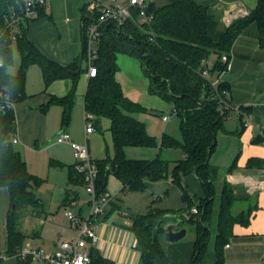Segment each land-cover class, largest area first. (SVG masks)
Returning a JSON list of instances; mask_svg holds the SVG:
<instances>
[{"label":"trees","instance_id":"1","mask_svg":"<svg viewBox=\"0 0 264 264\" xmlns=\"http://www.w3.org/2000/svg\"><path fill=\"white\" fill-rule=\"evenodd\" d=\"M16 0H0V16L9 12ZM88 1L82 6L84 33V61L87 57L86 32L95 19L96 12L88 8ZM153 15L150 25L142 24L138 11L122 26L109 22L102 27L97 42L98 57L95 60L97 74L90 76L85 93V111L93 116L94 127H101L102 119L110 120L113 154L108 146L105 155L93 158L98 168L96 189L98 194L106 191L110 174H114L128 191H143L148 181H159L172 175L175 183L182 188L186 209H151L134 216L130 229L138 240L141 264H156V259L164 253L161 237L164 224L168 220L180 219V226H195V251L192 264H202L209 249V241L216 228L213 249L216 253L214 264H224V247L233 235L236 223L248 224L251 220L252 206L235 211L237 200L241 198L234 186L223 176L233 172L237 160L226 168L213 165L211 156L218 143V133L224 129V123L231 109L222 108L218 98L213 96L212 87L207 78L201 75L208 67L212 54L216 55L211 73L222 68L220 58L230 53L237 37L251 23L258 29L259 43L264 47V0H258L256 8L243 17L224 22L221 16L210 6L197 0H169L162 6L150 2L147 10ZM47 16L43 7H38L37 17ZM36 17V18H37ZM31 19L30 21L34 20ZM28 37V28L24 27L17 46L21 55V65L16 74H10L8 67L13 63V50L3 46L2 54L5 67L1 70L2 81L10 87L13 96L20 102L27 97L25 86L29 67L39 64L45 86L57 79L70 78L72 85L64 96L52 95L49 102L41 106L44 112L53 105L62 106V126L69 125L75 103L78 81L83 72L76 71L80 55L71 64H63L46 55ZM126 53L136 57L150 79L151 91L171 102L180 118L182 139L164 134L161 141L151 135L145 122L136 119L132 112L147 111L140 103L130 99L123 91L117 78L120 69L118 54ZM219 89L228 90L225 82ZM230 93V92H229ZM228 98V97H227ZM230 103V102H229ZM224 110L222 112V109ZM240 121L243 113H249L247 107L240 106ZM17 133V118L14 110L0 114V189L7 187L10 195V209L7 217L9 247L8 256L15 255L25 244L26 234L20 228L23 210L31 206L43 208V201L36 195L35 188L43 178L31 173L22 153L12 142ZM259 135L255 142H262ZM127 146L158 147L159 152L153 159H131L125 153ZM176 149L183 158L172 161L164 156V151ZM172 162H175L171 168ZM62 165L51 160V164ZM247 168H264V158L252 157ZM71 182L83 184V178L74 165H69ZM194 172L203 183L206 196L195 206L197 214L189 219L184 216L194 203L187 189L181 184L180 174ZM222 180L221 187L219 182ZM218 197V200H217ZM245 198L248 196H244ZM112 211V210H110ZM107 211L105 217L109 215ZM172 218V219H171ZM89 264H114L103 257L98 249L90 250ZM2 262V261H1ZM28 260L25 264H31ZM3 264V263H0Z\"/></svg>","mask_w":264,"mask_h":264},{"label":"crops","instance_id":"2","mask_svg":"<svg viewBox=\"0 0 264 264\" xmlns=\"http://www.w3.org/2000/svg\"><path fill=\"white\" fill-rule=\"evenodd\" d=\"M197 1L203 5H210L220 16L230 10L236 12L247 10L250 13L258 3V0ZM86 2L87 0H48V5L45 8L47 16L37 17L30 21L29 40L47 57L66 65L71 64L80 55L79 50L82 48L76 45L78 42L76 43L74 39L76 38L74 35H76L77 26H80L81 44L83 46L84 33L81 8ZM153 2L157 6H162L167 4L169 0H153ZM229 55L232 68L223 72L221 79L229 86L230 93L227 99L233 109L230 110L225 122L234 114L237 115L238 127L236 133L238 132V136L229 146H221L217 143L218 151H214L211 163L226 168V166L221 165L220 154L229 152L230 156H233L238 152L240 157L238 167L223 177L234 186L235 192L242 195L236 204L246 202V207L242 206L243 208L241 207L240 210L252 206L253 211L248 224L236 223L234 225L233 235L223 249L224 264H264V187L259 186V183L264 181V168L249 169L246 167L250 158H264L263 141L255 142V139L259 136L260 127L264 125V47L259 43L258 29L255 23L248 25L237 37ZM118 63L120 69L117 78L123 87L124 93L133 101L147 108L145 112H132L131 115L145 122L151 135L162 139V136L167 133L181 140L182 136L179 137L174 131L176 130L175 125L180 126V118L174 112L173 105L168 110L171 112L164 110L165 107H163L156 117L158 121L153 120L151 111L154 108L153 106L157 105V99L153 98V102L146 100H151L153 95L157 97L158 94L151 91L150 79L147 80V75L139 59L126 53H119ZM128 72L135 76L141 88L132 86L128 88V85H126ZM88 81L89 75L86 70L81 74L78 81L69 131L72 138L77 141L81 142L87 139L91 156L101 158L105 155L104 147L102 145L99 148L91 147L90 138L100 130L112 155L113 144L109 129L110 120L102 119L101 127L99 129L95 127L94 132L86 135L85 93ZM71 85L72 79L62 78L54 80L48 87L45 86L46 89L42 93L28 95L25 88L27 97L16 105L18 142L15 143V147L22 153L29 171L33 174L36 173L31 165V163L34 164V157H26L24 152L40 155V152L47 151V136L50 134L48 119L52 113H59L61 123L63 110L62 106L53 104L44 112L41 110V106L47 104L52 95H66ZM240 106L247 107L250 110L248 114L251 116V123L248 125L244 121L243 123L240 121V113L235 109ZM55 107H58L59 111ZM164 115H168L167 120L163 119ZM174 116L178 119L174 120ZM106 134L110 143L106 139ZM58 144H65L67 148L72 150V144L70 143ZM41 147L42 149L39 150ZM158 152V147L127 146L125 148L127 157L131 159H153ZM69 156L65 158L63 155L58 154L56 155L57 158L51 159L62 163V165L52 163V167H65L67 170L68 182L63 194L59 190L58 200H62V205L66 210L73 211V207H76L74 213L86 216L90 211V199L86 197L84 204H81L82 198L79 188L81 186L83 188L84 185L70 181L68 166L74 165L75 160H72V154ZM164 156L168 159L171 156H176L175 159H170L175 161L183 158V153L176 149H169L164 151ZM64 159L68 161L63 162ZM174 164L175 162H172L171 168ZM180 181L191 196L193 206L205 198L206 193L203 183L194 172L181 173ZM221 184L222 180L219 182V188ZM107 189L113 196V201L107 211H112L108 216H99L94 221L95 230L102 239L101 246L97 249L103 257L110 259L114 264H141V253L137 247L138 240L135 233L130 229L134 216L156 208L166 210L186 209L187 203L183 199L182 188L174 182L172 175H169L159 181H148L147 188L143 191H128L123 189V183L118 177L110 174ZM36 190L35 188V193ZM244 196L248 197L245 198ZM9 209V191L7 187H2L0 189V263L3 264H15L16 260L6 254L9 247L7 229ZM22 224L25 227L23 232L27 236L23 247L29 246L47 251L52 244L69 239L74 235V228L66 215V211L64 215L52 214L47 211L45 204L42 209H35L31 206L26 207L21 215L20 228H22ZM189 233L187 226L185 238L175 243L167 242L163 234L161 242L164 253L156 259V264H192L196 233L190 238ZM215 261L216 253L214 249L209 247L202 264H214ZM41 263L44 264L43 261Z\"/></svg>","mask_w":264,"mask_h":264},{"label":"built area","instance_id":"3","mask_svg":"<svg viewBox=\"0 0 264 264\" xmlns=\"http://www.w3.org/2000/svg\"><path fill=\"white\" fill-rule=\"evenodd\" d=\"M87 1L89 3L88 8L97 14L86 32L87 57L85 61L90 77L97 74L95 60L98 57L97 42L102 33V27L109 22L115 23L118 26L124 25L132 17L134 10L138 11L140 23L150 25L153 15L148 14L147 10L149 3L153 2V0ZM47 5L48 0H16V4L11 6L9 12L0 16V114L7 110L15 111L16 105L19 102L13 96L10 87L1 79V70L6 66L1 48L6 46L13 50L17 46L18 40L26 26V18L29 20L36 18L38 15V7L45 9ZM247 14H249L247 10L238 12L232 10L227 11L224 15V22L229 24L233 20ZM220 62L222 68L214 71L216 78H213L214 73H211L213 66L210 65L211 63L208 64V67L203 68L201 75L208 79L213 90V96L218 98L221 107L233 109V106L227 99L229 91L225 89L221 92L219 89V84L222 82L221 74L232 68L230 55L224 53L220 58ZM235 109L239 113H242L239 108ZM173 110L176 112L175 109ZM163 119L167 120L168 115H164ZM243 121L246 125L250 124V114L243 113ZM94 131L93 116L90 113H85L86 135ZM259 135L262 137L264 143V125L260 127ZM12 142H18L17 133L13 136ZM56 142L72 144L75 155V169L82 175L83 185L90 196V212L88 216H81L72 210H66V215L74 228V235L69 239L52 244L47 251L29 246L21 248L15 255L11 256L17 260V264H25L28 260L33 261L34 259L41 260L44 264H89L91 262V248L94 247L97 249L102 243V239L95 230L94 221L107 212L113 201V196L108 191L102 194L97 193L98 168L91 156L87 139L86 143H76L72 135L64 129L57 135ZM259 186L264 187V181L260 182ZM197 213L198 208L193 206L188 212L184 213V216L186 219H189L192 214Z\"/></svg>","mask_w":264,"mask_h":264},{"label":"rangeland","instance_id":"4","mask_svg":"<svg viewBox=\"0 0 264 264\" xmlns=\"http://www.w3.org/2000/svg\"><path fill=\"white\" fill-rule=\"evenodd\" d=\"M74 37H76V38H74L76 43L78 42L76 45L78 47H82L80 26H77L76 35H74ZM81 49L79 50V54L81 52ZM13 56H14V60H13V63L8 67V72L11 74H16L18 69L20 68V65H21V55H20L18 46L13 48ZM215 57H216L215 54L211 55V57H210V60H211L210 63L211 64L210 65L214 64ZM84 67H87L86 61L84 62ZM128 73L129 74L126 77V85H128V88L130 86L141 88L139 86L140 84H138L135 76H133V74H131L130 72H128ZM146 78L149 81L148 77H146ZM213 78H216L215 73L213 75ZM25 88H26L28 95L35 94V93H42L46 89L45 83L43 80V76H42V72H41V68H40L39 64L36 63V64H33L29 67V69L27 71ZM153 98L157 99V105L153 106L154 108L151 111V116H152L153 120L158 121V119L156 117L160 114L161 109L163 107H165L164 110L168 111L171 109L170 106L173 104L171 102L163 99L159 95L157 97L153 95L151 100H146V101L153 102ZM55 108H57L56 110L59 111L58 107H55ZM168 112H171V111H168ZM72 115H73V109H72L71 119H72ZM173 118H174V120L178 119L175 116ZM71 119H70L69 125L71 123ZM61 121H62V113H61ZM237 121H238L237 115L234 114L229 120H227L225 122L224 129H221L219 131V134H218V144H221V146H225V145L229 146L231 144V142H233V140L235 138H237V136H238L237 135L238 132L236 133V129L238 127ZM69 125L67 127H63L62 123H60L59 113H52L48 119V129H49L50 134L47 136V142H48L47 151L40 152V155H35L33 153L24 152V155L26 157H29V158L34 157V164L31 163V165H32L33 169H35V171H36L35 174L39 175L43 178L42 184L36 188L37 189L36 190L37 196L43 200L47 211L49 213L56 214V215L57 214L64 215V213L66 211V208L62 205V200H58V193L60 190V192L62 191V194H63L64 188L67 185L68 179H67L66 168L65 167H52L51 159L57 158L56 155H58V154L63 155L65 158L70 157L69 155L72 154V160L73 159L75 160L73 147H72V150H70L69 148H67L65 146V144H58L56 142L57 135L61 131H63L64 129H66L70 133ZM175 129L176 130H174V131H176L177 135H179V137H181L182 133L180 132V126L177 127L175 125ZM156 138L159 140V142L161 141V139H159L158 137H156ZM106 139L109 141V137L107 134H106ZM73 140H74V142L80 143V144L86 143V139L81 141V142L75 140L74 138H73ZM109 143H110V141H109ZM90 145L93 148H99L102 145L105 149V147H106L105 139H104L100 130H98L94 134V136L92 138H90ZM110 146H111V144H110ZM41 149H42V147L39 150H41ZM216 150L218 151V147H216L215 152H216ZM215 152H213V154ZM220 156H221V165L229 167L234 163L235 159L238 156V152H236L233 156H230L229 152L223 153L222 155L220 154ZM169 158L175 159L176 156H171ZM211 158H212V156H211ZM239 158L237 160V164L239 162ZM62 161L67 162L68 160L64 159ZM79 190L81 192V198H82L81 204H84L86 197L87 198L89 197V199H90V196L86 192L85 187L82 188V186H81L79 188ZM217 200H218V197H217ZM245 204H246V202H242V203L239 202L238 204L235 205L234 210L239 211L242 206L245 208L246 207ZM74 210H76V207H73V211ZM88 215H86V216H88ZM191 225L192 224H190L188 226V229L190 232L189 238L194 236V234H195L194 226H191ZM21 229L23 231L25 229L23 224H22ZM215 231H216V228L213 224V233H212V237L209 241V247L211 249H213L214 242H215L214 241ZM15 264H17V260H15ZM32 264H42V263L38 259H34Z\"/></svg>","mask_w":264,"mask_h":264},{"label":"water","instance_id":"5","mask_svg":"<svg viewBox=\"0 0 264 264\" xmlns=\"http://www.w3.org/2000/svg\"><path fill=\"white\" fill-rule=\"evenodd\" d=\"M26 26L29 29L30 20L28 18H26ZM27 39L29 40L28 37ZM41 54L45 55L42 51H41ZM83 63H84V46H82V49H81L78 68L76 71H72V72L79 73L83 68ZM180 221H181L180 219L176 221L168 220L164 224V237L167 242L175 243L185 238L187 234V226H180Z\"/></svg>","mask_w":264,"mask_h":264}]
</instances>
